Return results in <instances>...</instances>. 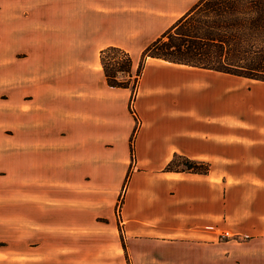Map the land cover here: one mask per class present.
Here are the masks:
<instances>
[{"label":"crops","instance_id":"0c3cea01","mask_svg":"<svg viewBox=\"0 0 264 264\" xmlns=\"http://www.w3.org/2000/svg\"><path fill=\"white\" fill-rule=\"evenodd\" d=\"M7 10L0 13V135L15 112L16 157L35 185H63L72 232L97 229L85 215L113 214L131 143L119 217L134 264H264V85L245 96L232 80L201 77L212 71L150 58L136 85V127L131 89L108 87L100 63L108 47L132 51L108 30L114 22L103 29L94 21L100 27L88 48L61 47L58 40L76 36L57 37L35 14L21 19ZM7 149L4 137L3 166ZM174 157L208 170H167ZM108 224L116 232L114 217ZM103 245L74 254L122 264L120 240Z\"/></svg>","mask_w":264,"mask_h":264},{"label":"rangeland","instance_id":"374dc122","mask_svg":"<svg viewBox=\"0 0 264 264\" xmlns=\"http://www.w3.org/2000/svg\"><path fill=\"white\" fill-rule=\"evenodd\" d=\"M197 2L198 0H0V13L8 9L10 14L18 15L21 19H28L35 14V18L40 20L42 26L56 33L57 37L70 34L76 36L73 40H58L57 45L61 47L85 45L84 47L88 48L90 34L98 31L100 27L91 24L99 20L101 24L103 23L102 28L105 29V23L114 22L107 24L108 30L116 36L118 42L132 50L128 52L124 50L134 64L131 77L119 75L118 78L130 83L131 96L127 110L134 120V126L137 127L140 120L135 109V99L139 79L135 80V73L141 63L142 52L179 18L187 14ZM127 33L134 38L128 41ZM152 61L154 60L150 58L145 59L143 68ZM201 77L216 78L218 81L232 80L233 88L240 89L245 96L254 93L255 85H264L258 81L216 72H207ZM216 88L219 89L217 86ZM262 95L264 97V93ZM14 113L10 112L9 127L0 135V141L4 137L8 140L9 154L6 166L0 164V264H111L108 259L98 262L95 261L96 257L80 258L74 253L81 248H97L96 244L102 243L104 245L101 248L110 249L113 241L117 239L124 249V261L121 263L134 264L126 250L124 242L126 234L120 219L122 191L129 181L134 156L132 158L130 155L131 165L123 179L121 194L114 203L113 214L110 215L111 221L114 217L118 225L116 232L108 224L110 217L108 218L107 213L96 216L85 215L84 221H88L90 225L95 224L97 229H91L88 236H80L77 231L72 232L68 228L70 215L66 213L67 204L63 185L54 183L51 186L39 187L35 185L33 173L28 170L30 168L22 169L23 166L16 157L17 120ZM122 148L121 145L118 146L119 154L122 153ZM30 163L31 161L26 162L28 166ZM201 165L196 168L208 170L207 165ZM203 230L220 238L230 236L226 231H215L214 228Z\"/></svg>","mask_w":264,"mask_h":264},{"label":"trees","instance_id":"16d2710c","mask_svg":"<svg viewBox=\"0 0 264 264\" xmlns=\"http://www.w3.org/2000/svg\"><path fill=\"white\" fill-rule=\"evenodd\" d=\"M147 58L264 83V0H198L143 50L135 80ZM100 63L108 87L130 88L129 81L118 78L131 77L127 52L108 47L101 51ZM197 166L202 165L174 157L166 169L207 171Z\"/></svg>","mask_w":264,"mask_h":264},{"label":"built area","instance_id":"2783aa9c","mask_svg":"<svg viewBox=\"0 0 264 264\" xmlns=\"http://www.w3.org/2000/svg\"><path fill=\"white\" fill-rule=\"evenodd\" d=\"M202 229L213 230L212 227H202Z\"/></svg>","mask_w":264,"mask_h":264}]
</instances>
